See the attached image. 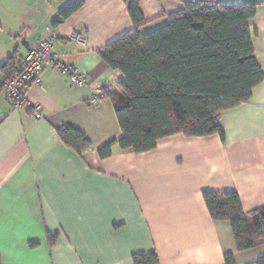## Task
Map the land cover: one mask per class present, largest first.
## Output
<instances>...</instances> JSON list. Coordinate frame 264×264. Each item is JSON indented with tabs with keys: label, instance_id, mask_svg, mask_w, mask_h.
I'll list each match as a JSON object with an SVG mask.
<instances>
[{
	"label": "crops",
	"instance_id": "crops-1",
	"mask_svg": "<svg viewBox=\"0 0 264 264\" xmlns=\"http://www.w3.org/2000/svg\"><path fill=\"white\" fill-rule=\"evenodd\" d=\"M76 1L81 7L55 26ZM219 1L256 5L247 26L264 75V0ZM129 2L0 0V264H135L133 256L150 254L158 264H224L226 254L254 264L264 257V243L238 251L230 223L212 219L202 196L235 193L244 213L264 206V80L247 102L216 116L223 139L176 134L149 152L114 144L109 157L99 156L122 137L101 92L122 76L98 52L130 31L163 27L183 8L180 0H139L143 22L134 25ZM51 32L54 53L86 84L72 87L47 67L27 88L28 106L14 108L3 84ZM34 105L39 119L28 109ZM64 127L81 132L91 149L79 155L65 145L57 135Z\"/></svg>",
	"mask_w": 264,
	"mask_h": 264
},
{
	"label": "trees",
	"instance_id": "trees-1",
	"mask_svg": "<svg viewBox=\"0 0 264 264\" xmlns=\"http://www.w3.org/2000/svg\"><path fill=\"white\" fill-rule=\"evenodd\" d=\"M180 1L182 10L169 15L163 27L144 35L130 31L98 52L104 64L122 76L116 85L101 89L112 102L122 132L118 142L98 151L101 158L111 155L114 144L141 154L154 150L159 139L176 134H217L223 139L216 116L247 102L263 82L247 26L255 4ZM81 5V1L71 4L53 24ZM138 7L139 0H130L128 13L134 25L143 22ZM57 135L79 155L91 149L85 136L72 128H61ZM202 196L212 219L230 223L238 251L264 243V206L244 213L235 193ZM133 262L158 264L154 254L133 256ZM224 264H235L231 254L224 256ZM254 264H264V257Z\"/></svg>",
	"mask_w": 264,
	"mask_h": 264
},
{
	"label": "built area",
	"instance_id": "built-area-1",
	"mask_svg": "<svg viewBox=\"0 0 264 264\" xmlns=\"http://www.w3.org/2000/svg\"><path fill=\"white\" fill-rule=\"evenodd\" d=\"M78 38H76L77 40ZM56 43V34L51 32L46 40H41L32 47L27 54L16 64V69L3 85L8 100L14 108L27 107V88L37 82L39 75L44 68H51L58 71L68 79L72 87H81L86 84V76L79 73L74 66L62 63L59 56L53 51ZM97 102V98L93 99ZM35 119H39V107L29 106Z\"/></svg>",
	"mask_w": 264,
	"mask_h": 264
},
{
	"label": "rangeland",
	"instance_id": "rangeland-1",
	"mask_svg": "<svg viewBox=\"0 0 264 264\" xmlns=\"http://www.w3.org/2000/svg\"><path fill=\"white\" fill-rule=\"evenodd\" d=\"M54 33V32H53ZM62 61V60H61ZM63 63V62H62ZM69 65V64H68ZM72 66V65H71ZM79 72V71H78Z\"/></svg>",
	"mask_w": 264,
	"mask_h": 264
}]
</instances>
